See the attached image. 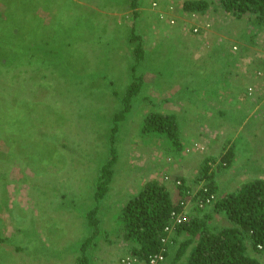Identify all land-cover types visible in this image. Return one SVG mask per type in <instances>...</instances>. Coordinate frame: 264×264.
I'll list each match as a JSON object with an SVG mask.
<instances>
[{
  "label": "rangeland",
  "instance_id": "rangeland-1",
  "mask_svg": "<svg viewBox=\"0 0 264 264\" xmlns=\"http://www.w3.org/2000/svg\"><path fill=\"white\" fill-rule=\"evenodd\" d=\"M5 1L0 2L3 13L10 3ZM12 1L20 5L23 0ZM155 1L138 0L136 9L131 6L132 0H33L35 5L15 16L14 24L22 18H41L45 24L55 26L51 44L55 46V78L60 83L55 79L54 103L46 87L33 81L48 65L41 63L40 69L39 65L5 66L6 61L0 59V237L4 238L0 243V264H78L81 245L87 240L88 264H127L123 260L132 257L123 236L122 208L145 181L162 175L169 165L168 158H172L170 166L180 164L184 158L167 138L141 134L148 113L167 111L162 102L150 97L156 89L164 90L160 87L162 82L156 79L151 84L155 77H145L143 71H147V66L159 70L161 64L150 60L163 49L160 31L175 26V18L180 17L179 8L178 14L174 12L175 3L186 0ZM207 1L211 8L205 14H184L188 34H192L190 26L203 25L201 35L207 30L216 32L219 26L217 33L226 37L224 42L229 44L231 39L239 41L242 35L248 36L245 32L253 31L258 38L264 30L260 27L264 23L254 28L245 17L225 13L219 0ZM136 10L141 13L134 19ZM173 19L175 23L171 24ZM133 25L135 34H142L140 39L133 38ZM11 26L12 22L7 28ZM140 44L142 58L133 54ZM231 48L234 50V46ZM186 50L182 60V53L177 51L179 59L175 64L177 71L185 72L189 78L192 70L198 75V69ZM172 57L164 58V64L173 62ZM209 64L202 68L195 88L201 83L216 85L218 79L222 80L216 75L206 76L208 71L217 73V64ZM169 69L165 70L170 72ZM136 81L142 82L141 91L127 104L122 100L124 93ZM230 100L231 96L222 100L217 97L215 111L221 114L225 109L236 117L238 108ZM45 104L51 106L46 108ZM184 112L187 111L181 114ZM117 113L123 119L115 120ZM219 118L214 124L222 120L228 123L230 119ZM202 120L198 118L194 126L203 124ZM255 121L246 130L260 135L255 145L263 148L260 138L264 125L259 126L258 119ZM115 124L118 159L110 188L97 202L98 177L111 155L110 136ZM219 138L218 148L223 145ZM173 152L181 156L176 159ZM224 165V161H212L209 168L213 172L218 167L219 172L225 173ZM220 180L227 185L225 192L233 191L240 182L227 177ZM204 182L193 186L194 191ZM97 204L100 231L95 235L87 213ZM211 207L204 205L200 209L207 211ZM213 217L211 226L232 225L221 212L214 211ZM187 238L184 234L180 241ZM185 261L183 258L182 262Z\"/></svg>",
  "mask_w": 264,
  "mask_h": 264
},
{
  "label": "trees",
  "instance_id": "trees-1",
  "mask_svg": "<svg viewBox=\"0 0 264 264\" xmlns=\"http://www.w3.org/2000/svg\"><path fill=\"white\" fill-rule=\"evenodd\" d=\"M9 2L6 12L0 11V28H2L0 30V59L6 61L3 64L5 66L32 67L39 65L38 69H40L41 63L48 65L43 69L44 73L39 74L33 81L39 86L44 85L52 96L51 100L55 103V79H57L55 78V46L51 44V41L55 39V26L45 24L41 18L34 19V21L22 18L17 21V24H14L17 13L26 11L35 3L33 0H23L20 5L12 0ZM219 4L225 13H230L237 18H247L246 20L252 27L264 23V18H262L264 16V0H219ZM131 6L136 8L138 0H132ZM181 7L186 15H202L210 8V3L207 0H186L181 4ZM139 15L140 11L136 10L133 18L135 19ZM252 17H256L257 20L255 21V18ZM11 22V28H7ZM135 26H132L133 38L140 39L142 34H135ZM255 36L253 34L251 38H255ZM143 52L140 44L133 54L142 58ZM42 58L48 59V62H44ZM52 59L54 62H51ZM133 69L135 70L136 66H133ZM58 82L60 83L59 80ZM141 87L142 82H132L127 87L122 100L129 104L141 91ZM45 106L49 108L51 105L45 104ZM114 119H123V116L121 113H117ZM116 129L117 125L115 124L110 136L111 155L98 177L95 193L97 202L106 196L113 180V167L118 159L115 147L116 135L114 136ZM141 134L144 136L154 134L159 138L163 136L170 140L176 151L182 152L181 126L175 114L162 111L148 113L142 125ZM7 139H10V136ZM198 145L196 142L185 150L191 148L200 151ZM202 146L204 147L203 144ZM232 157L231 152L224 153L222 156V161L225 162L224 168L229 167ZM206 171L207 169H202L198 180L209 178ZM176 174L168 172L145 181L137 194L131 196L122 208L120 220L125 231L124 239L129 243L127 246L130 255L140 261H147L151 255L161 252L164 249L161 240L166 237L164 228L170 225V215L173 211L182 212L184 210L185 205L181 204L184 201L191 203V206L186 210V212L188 211L186 213L188 221L176 227L175 231L187 235L188 238L180 242L173 258L174 262L186 257V264H261L254 256V252L264 251V178L245 181L239 185L236 191L218 194L217 189L206 181L202 188L194 191L193 186H188L184 177ZM165 177L168 179H164ZM171 179L174 180L175 187L179 191L177 200H173L172 193L166 184ZM203 188H206L207 191H203ZM211 194L215 195L214 200L205 206L213 207L207 211H205L207 208L200 209L202 208L200 202ZM192 203H195L194 206ZM196 209L203 211L202 214L197 213ZM98 211L99 205L97 204L87 213V219L93 227L95 235L100 231V220L96 217ZM214 211L224 214L232 225L211 226L210 222L214 218ZM3 241L4 238L0 237V243ZM171 241L172 243L177 242L173 239ZM89 244L90 240H87L81 245L78 264H88L86 251ZM259 246H262V250L259 249ZM166 249L164 253L168 257L169 246Z\"/></svg>",
  "mask_w": 264,
  "mask_h": 264
},
{
  "label": "crops",
  "instance_id": "crops-1",
  "mask_svg": "<svg viewBox=\"0 0 264 264\" xmlns=\"http://www.w3.org/2000/svg\"><path fill=\"white\" fill-rule=\"evenodd\" d=\"M182 3L180 1L179 5L175 3L174 12H177L179 8L180 17L175 18L177 23L174 27L160 31L162 33L160 39L163 49L150 60L161 64L159 70L147 66V71H143L145 77H155V79L150 81L151 84L156 79L162 82L160 87L164 90L158 92L156 89L158 93L156 91L154 94L150 93V97L156 98L159 103H163L164 110H167L163 111L164 113L175 114L181 126L183 147L181 155H184V158L176 166H170L173 163L169 162V165L165 166L164 171L161 173L169 172L173 174L175 172L177 173L176 175L184 177L188 186L191 187L197 186L201 181H207V183L217 189L218 194L228 190L227 185L220 180L221 177H227V180L230 179L231 181L234 179L240 180L238 186L233 190L236 191L239 185L245 181L264 178V150H262L264 147L261 148L260 145H255L257 143L256 139L260 135L257 133V136L246 130V127L255 120L257 122V119L261 122L259 126L261 124L264 125V74L263 76L257 75L258 71H263L264 73V63L261 57L264 55V30L260 31L258 38H251L254 34L253 31L245 32L248 36L242 35L239 41L231 39L230 42H227L229 44L224 42L226 37L217 33L219 26L216 32H208L209 30H207L205 35L188 34L185 30L187 20L184 16L185 13L182 11ZM172 16L174 17V13ZM252 18H255V21L257 20L256 17ZM253 27L256 28V26ZM260 27L264 29L263 26ZM238 30H243V28L238 27ZM234 44H237L241 51H238V47L237 50H232L231 46H235ZM186 49L189 52L188 56L191 55L195 60L197 66L195 67L198 69V75H194L192 70V74L189 73V78H186L185 72L177 71L178 65L176 66L175 64V61L179 59V52L177 51L179 50L182 53V60V58L186 57ZM170 56H173L171 59L173 62L164 64V58ZM209 63L217 64V73L214 74L208 71L206 74L209 76H206L210 78V76L216 75L222 80L218 81V79L215 82L216 85L201 83L200 87L195 88V81L202 76V68L210 65ZM234 64L236 65L235 67H233ZM167 67L170 68V72L165 70ZM252 85H257L258 88L254 93L250 94L247 90ZM229 96H231L230 101L233 103V107L238 108L235 113L236 117H231L230 115L233 114L231 112L227 113L228 110L225 109L224 113L221 112L220 114L217 112L218 109L214 107L216 105L214 101L217 97H221L222 100L229 98ZM184 108L185 110H183ZM181 111H187L188 113L184 112L181 114ZM220 116L230 117L228 119L229 122L225 123L222 120L221 123L214 124V121H217ZM198 118H202L204 123H198L197 126H194ZM218 137H220L219 142L223 143L219 148L216 145ZM260 141L264 144V135L261 136ZM196 142L201 146L203 144L204 150H193L190 153H185V148L191 147ZM226 151L233 154L229 167H226V172H219L218 167L211 172L210 163L212 161L219 163ZM173 153L172 156H176V159L181 156L177 155L179 152ZM202 169H207L206 172H208L209 178L198 180V173ZM166 184L172 193L173 200H177L179 191L175 187L174 180L171 179ZM182 235L184 234H179L176 231H173L170 235V240H177V242L169 243L168 257H166L164 264L177 263V261H173V258L179 247L175 251L174 256L173 250L177 243L181 242L180 238ZM254 256L261 264H264L263 252L255 251ZM179 262L178 264H186V261L183 263L182 259ZM105 264H108V262L105 261ZM135 264H144V261H139Z\"/></svg>",
  "mask_w": 264,
  "mask_h": 264
},
{
  "label": "built area",
  "instance_id": "built-area-1",
  "mask_svg": "<svg viewBox=\"0 0 264 264\" xmlns=\"http://www.w3.org/2000/svg\"><path fill=\"white\" fill-rule=\"evenodd\" d=\"M154 7L157 6L156 4L153 5ZM171 24H174L175 21L174 19L170 22ZM205 25V24H204ZM208 27H210V25L207 24V27L206 29H208ZM201 28V29H200ZM205 28L203 25L201 27H197V26H194V28H189L190 30V33L192 34H200L201 30ZM234 50H237V47L234 46ZM262 59H263V63H264V55L261 56ZM263 71H258L257 72V75L258 76H263ZM258 86L257 85H252V86H249L248 88V92L250 94L254 93L256 90H257ZM198 148H200L201 150L200 151H203L204 150V147L201 146L200 144L197 146ZM194 149H191V148H188L186 150V152H191L193 151ZM164 179H168V177H165ZM178 184H181L180 182H178ZM203 191H207L206 188H203ZM214 196L213 194L209 195L205 200H202L200 202V207H203L205 204L209 205L212 203V200H214ZM182 205H185L184 207V210L182 212H176V211H173L170 215V225H167L165 228H164V232L166 233V237L162 238V244H163V247L164 249L155 254V255H151L149 257V259L147 261H144V264H164L165 261H166V256H165V253L166 252V248H167V245L170 243H172V241L170 240V235L172 234L173 231H175L176 227H178L180 224H183L185 222L188 221V215L186 214V210L187 208H189L191 205L190 202H184L182 201L181 202ZM259 249L262 250V246H259ZM264 253V251H262ZM124 262H126L127 264H135V263H138L140 260H138L137 258L135 257H130L128 256L125 260H123Z\"/></svg>",
  "mask_w": 264,
  "mask_h": 264
},
{
  "label": "clouds",
  "instance_id": "clouds-1",
  "mask_svg": "<svg viewBox=\"0 0 264 264\" xmlns=\"http://www.w3.org/2000/svg\"><path fill=\"white\" fill-rule=\"evenodd\" d=\"M185 153H187L186 150H185ZM188 153H190V152H188ZM168 159H169V162H172V158H168ZM221 161H222V160H221ZM210 164H211V163H210ZM224 166H225V165H224ZM202 187H203V185H202ZM202 187H200V188H202ZM200 188H198L197 191H198Z\"/></svg>",
  "mask_w": 264,
  "mask_h": 264
},
{
  "label": "flooded vegetation",
  "instance_id": "flooded-vegetation-1",
  "mask_svg": "<svg viewBox=\"0 0 264 264\" xmlns=\"http://www.w3.org/2000/svg\"><path fill=\"white\" fill-rule=\"evenodd\" d=\"M262 18H264V16Z\"/></svg>",
  "mask_w": 264,
  "mask_h": 264
}]
</instances>
